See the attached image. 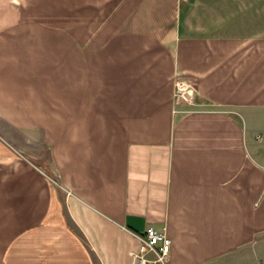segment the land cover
Segmentation results:
<instances>
[{
    "label": "crops",
    "instance_id": "obj_1",
    "mask_svg": "<svg viewBox=\"0 0 264 264\" xmlns=\"http://www.w3.org/2000/svg\"><path fill=\"white\" fill-rule=\"evenodd\" d=\"M148 228L264 264V0H0V264H131Z\"/></svg>",
    "mask_w": 264,
    "mask_h": 264
},
{
    "label": "built area",
    "instance_id": "obj_2",
    "mask_svg": "<svg viewBox=\"0 0 264 264\" xmlns=\"http://www.w3.org/2000/svg\"><path fill=\"white\" fill-rule=\"evenodd\" d=\"M192 86L188 84L182 76L174 74L173 77V98L175 100L187 101L189 99ZM259 139V136H256ZM143 245L144 251L131 254V264H165L170 250V241L165 231L158 232L153 228H148L143 234H135Z\"/></svg>",
    "mask_w": 264,
    "mask_h": 264
}]
</instances>
